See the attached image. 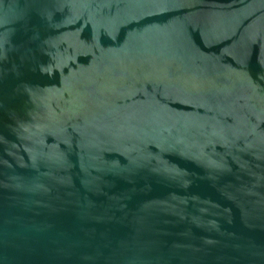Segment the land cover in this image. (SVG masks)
<instances>
[{"label": "water", "instance_id": "95a60500", "mask_svg": "<svg viewBox=\"0 0 264 264\" xmlns=\"http://www.w3.org/2000/svg\"><path fill=\"white\" fill-rule=\"evenodd\" d=\"M0 264H264V0H0Z\"/></svg>", "mask_w": 264, "mask_h": 264}]
</instances>
